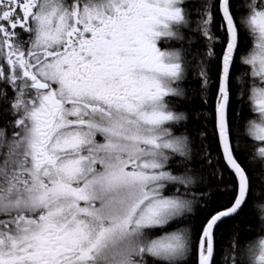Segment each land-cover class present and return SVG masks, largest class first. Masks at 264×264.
Masks as SVG:
<instances>
[{
    "label": "snow or ice",
    "instance_id": "6c2138e0",
    "mask_svg": "<svg viewBox=\"0 0 264 264\" xmlns=\"http://www.w3.org/2000/svg\"><path fill=\"white\" fill-rule=\"evenodd\" d=\"M0 264H264V0H0Z\"/></svg>",
    "mask_w": 264,
    "mask_h": 264
},
{
    "label": "trees",
    "instance_id": "16d2710c",
    "mask_svg": "<svg viewBox=\"0 0 264 264\" xmlns=\"http://www.w3.org/2000/svg\"><path fill=\"white\" fill-rule=\"evenodd\" d=\"M197 104L199 103L198 101L196 102ZM189 107H191V105H189ZM205 112H208L209 111V107H206L204 109ZM201 126V122L200 121H196V120H193L189 123L188 125V130L195 136L196 134V130L197 128H199ZM207 127H208V130H209V133H211V124H207ZM204 143L209 146L213 152V154L216 153V144L215 142L212 140V137L209 135V137L204 141ZM207 171H210V169H205V173H207ZM218 199L220 200H223V197L222 196H218L217 197ZM232 223H235V222H230V224ZM230 224H226V225H222L221 226V231L223 232V237H222V242L223 243H227L228 242V239L230 238L231 236V231H229V227H230ZM236 227H244V223H243V214H242V218L240 219L239 223H236L235 224Z\"/></svg>",
    "mask_w": 264,
    "mask_h": 264
}]
</instances>
